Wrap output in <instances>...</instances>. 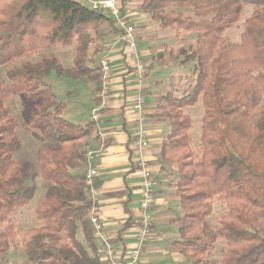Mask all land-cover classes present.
Listing matches in <instances>:
<instances>
[{"label":"trees","instance_id":"trees-1","mask_svg":"<svg viewBox=\"0 0 264 264\" xmlns=\"http://www.w3.org/2000/svg\"><path fill=\"white\" fill-rule=\"evenodd\" d=\"M246 5L256 8L232 42L225 31ZM140 8L160 28L173 29L176 40L196 33L180 52L182 65L192 63L190 83L159 98L165 113L158 120L169 132L158 161L162 172L170 170L182 211L172 246L184 264H264V0H144ZM118 30L108 13L78 0H0V66L7 67L0 75V263L20 264L7 261L19 237L14 216L34 199L40 175L48 187L34 208L36 223L20 237L27 262L103 264L86 183L96 122L64 117L67 104L49 78L96 82L99 91L101 67L92 68L89 48ZM73 43V65L66 67L50 50ZM20 94L28 127L49 141L38 150L37 168L14 157L21 139L9 99ZM200 103L197 142L186 109ZM216 198L225 210L211 223Z\"/></svg>","mask_w":264,"mask_h":264},{"label":"crops","instance_id":"crops-1","mask_svg":"<svg viewBox=\"0 0 264 264\" xmlns=\"http://www.w3.org/2000/svg\"><path fill=\"white\" fill-rule=\"evenodd\" d=\"M143 1L125 0L123 7L125 13L136 25L137 49L143 62L146 63L148 60L153 61L154 49L153 41L143 35L145 30H150L149 16L140 8ZM156 32L163 33V31L158 30H155ZM102 53L100 61L103 58L109 60L113 75L107 87L105 107L101 108L103 106V99L100 95L103 87H101L95 94L96 100L91 106L89 117V120H93L94 112L97 113L98 111V118L94 119L97 134L88 145L97 153L94 161L91 162L99 171L96 178L99 185L98 192L94 196L97 214L104 224V230L110 237L113 247L122 257H126L128 251L137 245L138 236L142 229L143 215L147 213L153 218L154 214L156 226H154L152 235L143 248L140 264L184 263L187 258L175 250L173 246L171 247L165 240L167 231L162 229L164 226H162L161 209L169 206L170 199L167 200L162 196L154 197L151 209L146 212L140 204L144 190V178L138 165V146L136 145L137 120L140 114L134 108V104L141 87L146 93L147 86H150L149 80L157 69L151 68L146 72L142 81L139 80L135 72V62L130 57L119 30L118 32L107 33ZM145 96V139L148 141V146L143 148L142 152L148 160L152 179L157 185L160 175H163L162 165L159 163L158 157L169 128L164 121L154 120L155 109L151 106L152 93H146ZM178 207L177 217L167 214L173 222L172 225L170 224L171 227L174 228L175 226V234L176 220L182 214L179 204ZM158 229L160 230L159 238L154 241ZM97 241L100 246L103 244L101 240L97 239ZM100 256L103 264H110L104 258V251L101 247Z\"/></svg>","mask_w":264,"mask_h":264},{"label":"rangeland","instance_id":"rangeland-1","mask_svg":"<svg viewBox=\"0 0 264 264\" xmlns=\"http://www.w3.org/2000/svg\"><path fill=\"white\" fill-rule=\"evenodd\" d=\"M78 1L88 6H91L89 0H78ZM134 1H139V0H134ZM255 8L256 7H254V5H246L240 20L225 31V35L230 41L232 42L240 41L241 34L244 29L245 20L253 13ZM149 28L150 30L149 29L147 31L145 30L143 32V35H145L146 38H150L153 41L152 42L153 44L152 46L154 49L153 54L155 55L159 52L163 53V58H160L159 56H156L154 58L153 56V61L148 60V62L146 63L144 62L146 65L147 72L153 67L157 69V71L153 74V76L149 80L150 86H147L146 93L147 94L152 93L151 106L155 109L154 120L158 121V119L162 118V114L165 113V111L160 106L161 101H159V98L162 95L167 94L169 90H175L176 88H185L191 81L192 63L182 65L181 64L182 55L180 54V52L185 47L188 48L190 46V43H192L195 39L196 33L190 32L181 36L179 39L181 43L180 44L178 43L179 40L178 39L176 40L175 32L173 29L160 28L159 23L152 20L150 16H149ZM155 30L163 31V33H158V32L155 33ZM103 39L104 37L102 39L98 38L94 43V45H92L89 48L90 57L91 59L94 60V64L91 65L93 66L92 68L100 65V58L103 53L102 51L98 53L100 48H97L96 46L103 47L102 46ZM76 46L77 44L73 43L72 45H67L66 47L60 46L53 48L50 51L56 53L66 67H71L73 65L74 54L76 53ZM32 56L33 55H30L29 57ZM6 69H7L6 66H0L1 76H5ZM179 73H182V77H179L180 76ZM54 76L55 75L53 74L49 78L50 81L52 82L53 88L56 91L58 98L66 102L67 104V112L65 113L64 117H66L67 119L73 122H78V123L87 122L90 117L91 106L94 104V101L96 100L95 94L98 91L96 89L97 83L92 81L80 83L70 79L54 80L55 78ZM173 76H174L173 79L174 83H172L171 80ZM100 81H101V77H100ZM174 92L178 93L177 90ZM9 104L12 107V112L18 121L17 131L21 139V147L19 150H17L14 153V157L16 159L30 160L33 163L34 168H37L39 162L38 150L40 147L47 145L49 141L45 137L40 136L39 134L35 133L28 127L24 114V107L27 104L24 95L20 94V95L11 96V98L9 99ZM186 111L191 114L194 120L193 133L196 141L199 142L201 135V120L203 116V106L200 103L194 107L186 109ZM96 134H97L96 132L92 134L89 140L90 143L94 139ZM87 150L93 152L94 156L97 154L96 151L93 148H90L89 146H87ZM93 159H90V161L93 162L94 161ZM91 165H93V163H91ZM169 171L170 170L166 171L165 173L163 172V175H160L159 180L161 181V184H157L154 187L153 194L155 195V197L162 196L167 200L170 199L169 206L164 209H161L162 210L161 215L163 217L162 226H164L162 229L167 231L165 240L172 247L171 243L173 242V240L176 238L177 235L175 234V226L174 228L171 227L173 222H171V218L168 215L172 217L178 216L177 208H179L178 207L179 203H178V198L174 193V188L171 185V176L169 174ZM34 183L37 186V191L34 199L27 207L17 212L14 216L15 222L17 224L19 237L17 243L10 250L9 256L7 257L8 262L16 261L19 262L20 264H29L27 262V257L23 249V244L20 240V237L31 226H33L36 223L34 208L42 201L48 187V182L40 175H38V177L34 180ZM93 199H95L94 196ZM223 210H225V205L221 200L216 198L214 200V209L210 216L211 223H217L218 218L223 212ZM150 223L151 226L152 224L156 226V220L154 214ZM159 232H160L159 229L156 230V235L154 236L153 239L154 241L158 240L157 238H159L158 236ZM100 247L104 251L103 244ZM223 247H224V243L221 241H219V243L216 244L215 252H214L216 256L221 255ZM1 261H3V259ZM184 263H180V264H184Z\"/></svg>","mask_w":264,"mask_h":264},{"label":"built area","instance_id":"built-area-1","mask_svg":"<svg viewBox=\"0 0 264 264\" xmlns=\"http://www.w3.org/2000/svg\"><path fill=\"white\" fill-rule=\"evenodd\" d=\"M91 6L97 10H103L108 13L111 18H113L116 27L119 29L121 34V39L125 43L127 50L129 51L130 57L135 62L136 74L140 81L144 78L146 74V65L144 64L140 53L138 52V41L136 38V25L131 20L129 15L125 13L123 10V0H90ZM100 71H101V97L103 99V106L105 107L104 102H106L107 96V87L113 75L112 65L110 64L107 58H103L100 61ZM146 96L143 91V87L140 88L138 95L136 97V103L134 104V108L138 110L140 116L137 120V140L136 145L138 146V154L137 160L138 165L140 166L143 172L144 178V190L142 192V200L141 207L146 212L151 209V204L154 201L155 195L154 187L156 184L154 183L150 166L148 164V160L145 158L142 150L146 146H148V141L145 139L146 137V129H145V121H146ZM99 110V109H98ZM98 111L94 112L93 118H98ZM95 156L93 152L88 151V170L86 173V183L90 187V191L92 196H95L98 192V187L95 186L96 178L99 175V171L96 167L91 165L90 159H93ZM89 216L91 218L92 224L95 230V236L103 242L104 247V258L110 262V264H140L141 254L145 244L149 241L152 235L151 228V216L149 214H144L142 222V229L140 230L138 236L137 245L128 251L126 257H122L115 248L113 247L110 237L104 230V224L100 217L97 214L96 208L93 206L90 209Z\"/></svg>","mask_w":264,"mask_h":264}]
</instances>
